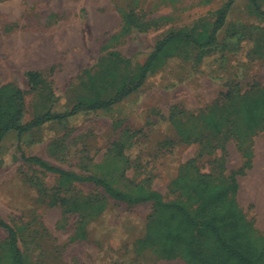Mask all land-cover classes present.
Listing matches in <instances>:
<instances>
[{
	"label": "rangeland",
	"instance_id": "rangeland-1",
	"mask_svg": "<svg viewBox=\"0 0 264 264\" xmlns=\"http://www.w3.org/2000/svg\"><path fill=\"white\" fill-rule=\"evenodd\" d=\"M229 2L0 0V87L28 92L24 123L48 108L67 112L82 96L112 98L167 35L211 29ZM229 22L235 35H225L203 60L182 43L171 46L145 88L122 105L9 133L0 144V219L18 231L30 264H116L135 255L132 264L188 263L133 245V227L153 214L152 202L129 206L92 182L60 187L58 174L28 158L122 190L142 184L193 209L188 190L198 172L217 183L236 180L239 205L264 236V125L251 133L240 112L245 98L264 96V56L254 43L264 41V20L238 0ZM246 35L253 39L238 40ZM30 71L42 72L33 91ZM209 112L223 133L208 127ZM178 175L186 179L174 185ZM7 239L0 227V264H10Z\"/></svg>",
	"mask_w": 264,
	"mask_h": 264
},
{
	"label": "trees",
	"instance_id": "trees-1",
	"mask_svg": "<svg viewBox=\"0 0 264 264\" xmlns=\"http://www.w3.org/2000/svg\"><path fill=\"white\" fill-rule=\"evenodd\" d=\"M237 1L230 0L219 11L211 29L198 32L179 30L167 35L157 44L141 69L130 78L129 83L122 86L112 98L98 100L82 96L67 112L57 113L48 108L24 123L25 99L28 92L11 85L0 87V144L13 131L22 135L47 125L68 123L85 115L122 105L145 88L159 59L175 44L182 43L194 49L200 53L202 60L204 57L207 58V54L219 46L225 35H235V32H232L235 26L231 29L229 18ZM247 2L249 14L264 20V0ZM126 30L125 26L123 32ZM246 37L253 39L252 36L246 35L238 36V40L243 41ZM254 43L258 50L263 51L264 56V41L256 39ZM113 55L119 57L117 53ZM41 75L42 72L39 71L28 73L31 91L40 83ZM240 112L248 123L250 132H257L264 125V96H260L257 101L245 98ZM205 118L208 127L215 133L224 132L223 123L213 112L206 114ZM27 161L39 163L46 170L58 174L60 187L76 182H92L103 188L111 199L129 206L152 202L153 214L146 220H139L133 227V231H137L133 243L137 249L140 246L144 249L154 248L160 258L183 259L188 264H264V236L257 232L239 205L237 193L240 187L236 180L231 183H217L212 176L198 172L190 178L191 185L188 190L198 205L193 209L182 200L167 201L160 192L148 189L142 184H135L131 189L122 190L105 178L80 176L52 167L38 158H28ZM180 179L184 180L186 177L178 175L172 183L179 184ZM61 203L64 204L65 200ZM102 216L103 214L100 217ZM0 227L8 233L6 247L9 263L30 264L19 246L18 231L1 219ZM89 233L85 230L79 237L85 239ZM138 257L135 255L129 261L116 264H132Z\"/></svg>",
	"mask_w": 264,
	"mask_h": 264
},
{
	"label": "bare ground",
	"instance_id": "bare-ground-1",
	"mask_svg": "<svg viewBox=\"0 0 264 264\" xmlns=\"http://www.w3.org/2000/svg\"><path fill=\"white\" fill-rule=\"evenodd\" d=\"M18 58V57H17ZM31 58V57H30Z\"/></svg>",
	"mask_w": 264,
	"mask_h": 264
}]
</instances>
